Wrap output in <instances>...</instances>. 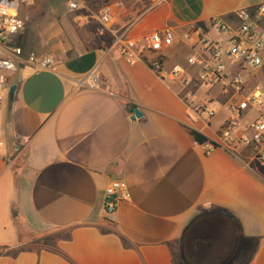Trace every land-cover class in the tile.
I'll use <instances>...</instances> for the list:
<instances>
[{
	"label": "crops",
	"instance_id": "1",
	"mask_svg": "<svg viewBox=\"0 0 264 264\" xmlns=\"http://www.w3.org/2000/svg\"><path fill=\"white\" fill-rule=\"evenodd\" d=\"M56 1L19 9L25 28L15 44L53 65L35 71L18 64L2 92L0 264H182L177 244L198 217L185 239L191 264L212 247L216 264L232 242L247 240H256L247 264H264V163L247 148L206 152L194 141L190 129L213 139L223 128L228 95L218 83L199 85L200 65L188 62L208 57L194 28L223 44L228 35L211 18L235 27L238 10L264 0H123L107 25L95 18L101 4L77 0L70 10ZM258 25L264 29V17ZM167 27L176 38L161 50L160 73L146 63L147 51L134 64L123 60L124 38ZM175 64L183 79L162 78ZM228 67L245 81L241 97L264 87V66ZM191 101L214 115L192 120ZM253 116L246 110L242 125ZM112 179L125 181L129 196L106 212ZM208 211L219 216H202ZM220 212L236 218L237 238ZM196 242L206 245L204 253ZM231 260L224 264H237Z\"/></svg>",
	"mask_w": 264,
	"mask_h": 264
},
{
	"label": "built area",
	"instance_id": "2",
	"mask_svg": "<svg viewBox=\"0 0 264 264\" xmlns=\"http://www.w3.org/2000/svg\"><path fill=\"white\" fill-rule=\"evenodd\" d=\"M32 0H0V104L2 92L7 84V75L15 70L18 64L31 66L35 71L49 69L53 62L49 57L37 56L34 53L24 54L22 48L15 44L16 35L24 30L25 21L19 15L22 5H28ZM70 10L79 7L77 0H67ZM124 6L123 0H111L102 5L96 12V20L107 25L117 17L118 11ZM237 25L230 27L218 16L211 18V24L221 34H227L225 43H216L204 34L200 27L193 29L197 42L203 44L208 57L191 56L188 62L191 65H200L198 76L199 85L211 86L220 84L222 93L228 95L229 118L218 134L209 141L202 143L205 151L215 148L233 151L237 147L249 149L258 155L264 163V87H256L251 94L241 97L245 81L238 72H233L226 61L231 60L235 66L244 69L258 70L264 66V29L258 23L264 17V3L258 4L253 10L240 9L236 12ZM175 32L167 27L161 31L147 34L141 40L124 38L120 46V55L128 64H134L143 51L152 54L146 59L148 66L155 72L162 70V54L164 47L171 45L175 40ZM190 33L183 35V40H189ZM185 71L182 66L175 64L171 71L162 76L171 80H182ZM97 82V77H94ZM186 82V81H184ZM183 100L191 99L186 93ZM253 109L254 116L242 125L246 110ZM214 110L206 103L198 104L191 101L188 116L192 119L211 118ZM129 196L126 182L112 179L105 188V210L112 212L119 199Z\"/></svg>",
	"mask_w": 264,
	"mask_h": 264
},
{
	"label": "trees",
	"instance_id": "3",
	"mask_svg": "<svg viewBox=\"0 0 264 264\" xmlns=\"http://www.w3.org/2000/svg\"><path fill=\"white\" fill-rule=\"evenodd\" d=\"M110 1L111 0H89V2L95 6H97L98 4L104 5ZM189 132L192 135L194 141L197 142L198 144H202L209 141L208 137H206L205 135L201 134L200 132L194 129H190ZM218 215L219 214L216 211H208L203 214L205 218H211ZM222 216L227 221V223L231 225L232 229L234 230L235 233L234 238H237L239 235L238 233L239 230H238V222L236 218L226 217L225 214H222ZM198 218L192 220L191 223L185 227L182 234V238L177 244L178 250L181 253L180 261L182 264H191L188 257V250L186 249L187 246L185 244V239L188 234V231L192 228V226L195 224ZM254 248H256V240H247L244 242L240 241V244L237 241L235 243L232 242V244L229 245L228 251L225 254V256H223L222 260L217 262L216 264H222V263L224 264L227 263V261H230L231 263L232 261L231 259L233 258L237 264H247L251 258ZM196 250L200 253L201 252L204 253V251L206 250V245L201 246L199 245L198 242H196Z\"/></svg>",
	"mask_w": 264,
	"mask_h": 264
},
{
	"label": "flooded vegetation",
	"instance_id": "4",
	"mask_svg": "<svg viewBox=\"0 0 264 264\" xmlns=\"http://www.w3.org/2000/svg\"><path fill=\"white\" fill-rule=\"evenodd\" d=\"M219 216V215H218ZM221 221H225L220 219ZM224 240V238L222 239ZM227 243V241L225 242ZM218 250V248H217ZM219 253L216 254L214 247H212L211 249V253L208 256H202L201 260H196V264H214L215 261H217V259L219 258Z\"/></svg>",
	"mask_w": 264,
	"mask_h": 264
},
{
	"label": "rangeland",
	"instance_id": "5",
	"mask_svg": "<svg viewBox=\"0 0 264 264\" xmlns=\"http://www.w3.org/2000/svg\"><path fill=\"white\" fill-rule=\"evenodd\" d=\"M124 1H127V0H124ZM142 1H143L145 4H148V3H149V0H142ZM66 2H67V0H57V1H56V4H57V5H60L61 7L64 8ZM226 63L229 64L230 66L233 65V62H232L231 60H227ZM229 65H228V66H229Z\"/></svg>",
	"mask_w": 264,
	"mask_h": 264
},
{
	"label": "water",
	"instance_id": "6",
	"mask_svg": "<svg viewBox=\"0 0 264 264\" xmlns=\"http://www.w3.org/2000/svg\"><path fill=\"white\" fill-rule=\"evenodd\" d=\"M134 115H135L136 117H140V115H141L140 111H139L137 108L134 109ZM220 213H223V214L226 215V212H220ZM202 216H203V215H202ZM202 216H201V217H202Z\"/></svg>",
	"mask_w": 264,
	"mask_h": 264
}]
</instances>
